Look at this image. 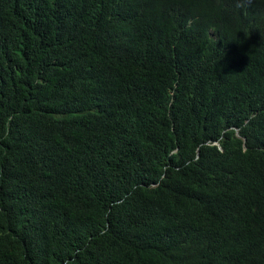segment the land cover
<instances>
[{
    "label": "trees",
    "instance_id": "1",
    "mask_svg": "<svg viewBox=\"0 0 264 264\" xmlns=\"http://www.w3.org/2000/svg\"><path fill=\"white\" fill-rule=\"evenodd\" d=\"M0 264H264V0H0Z\"/></svg>",
    "mask_w": 264,
    "mask_h": 264
}]
</instances>
